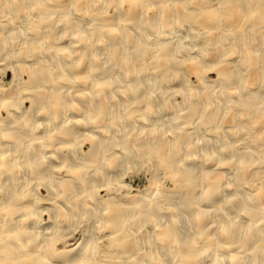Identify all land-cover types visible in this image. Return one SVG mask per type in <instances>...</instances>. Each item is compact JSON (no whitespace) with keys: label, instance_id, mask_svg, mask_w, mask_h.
Returning <instances> with one entry per match:
<instances>
[{"label":"bare ground","instance_id":"6f19581e","mask_svg":"<svg viewBox=\"0 0 264 264\" xmlns=\"http://www.w3.org/2000/svg\"><path fill=\"white\" fill-rule=\"evenodd\" d=\"M0 77V264H264V0H0Z\"/></svg>","mask_w":264,"mask_h":264},{"label":"rangeland","instance_id":"374dc122","mask_svg":"<svg viewBox=\"0 0 264 264\" xmlns=\"http://www.w3.org/2000/svg\"><path fill=\"white\" fill-rule=\"evenodd\" d=\"M199 30H201V29H199ZM185 34L186 33H183V35H185ZM203 36H204V34L202 31V34L198 36V39L202 41L204 39ZM217 75H218L217 73L213 74L212 78H216ZM0 78H2V77H0ZM2 80L4 81L5 85H9L12 81V72H9L8 75ZM259 105L261 106V108L264 107V104H262V103H260ZM168 108L170 110V107H168ZM260 119L257 120V122L251 123L250 124L251 126L249 125L250 129L248 128L247 130H245V136H246L247 140H245V142L242 143V145H241L243 150L250 152V153L255 151V150H252V148L250 146L259 147V149L256 150V152H255L256 154L258 153L257 154L258 156L264 155V152H263L264 151V115H263L262 119L261 120ZM259 122L261 124H259ZM255 123H256V125H255ZM256 126H258V127H256ZM171 181H172L171 177L164 174V173L155 177L154 169L147 163V166H141V167L135 169L132 173H129L127 175L126 183L133 185V189H136V191L150 190L152 188L155 189L158 187V189H160L162 192L164 191L163 194L166 195L169 193V191L175 189L173 181L172 182ZM153 183H157V184L159 183V184L157 186V184H153ZM259 187H260L259 185L254 184L253 190L257 191L259 189ZM44 205H46V204H44ZM82 234H83L82 232H79L76 234L75 242L77 244L79 243V241H81Z\"/></svg>","mask_w":264,"mask_h":264}]
</instances>
